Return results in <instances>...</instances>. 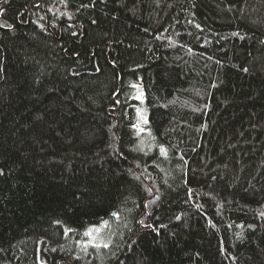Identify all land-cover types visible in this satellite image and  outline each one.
Wrapping results in <instances>:
<instances>
[{
    "label": "trees",
    "instance_id": "trees-1",
    "mask_svg": "<svg viewBox=\"0 0 264 264\" xmlns=\"http://www.w3.org/2000/svg\"><path fill=\"white\" fill-rule=\"evenodd\" d=\"M0 9V264H264V0Z\"/></svg>",
    "mask_w": 264,
    "mask_h": 264
},
{
    "label": "snow or ice",
    "instance_id": "snow-or-ice-1",
    "mask_svg": "<svg viewBox=\"0 0 264 264\" xmlns=\"http://www.w3.org/2000/svg\"><path fill=\"white\" fill-rule=\"evenodd\" d=\"M8 0H4V3H7ZM3 10L0 9V12H2ZM8 27V28H12L11 24L8 25H3L0 24V27ZM43 27V26H41ZM73 35H75V33H73ZM233 35H236V33H233ZM244 71H248V69H244ZM132 88H138V85L136 84H132L131 85ZM143 93H139L133 97H131L132 99H136L139 100L141 103H143V99H142ZM116 103H119V100L117 99ZM137 111V123L133 124L132 127L135 128L137 130V133L139 134L140 132H143L144 129L140 126L141 123L143 124H147V118L146 116L142 113V110L140 108L136 109ZM160 153L161 155H166V151L163 147L160 148ZM3 173L0 172V175H2ZM151 203V202H150ZM145 207H147V205H145ZM113 215H116L117 218H119L118 213H113ZM176 219H180V217H177ZM56 223H60L59 221H57ZM139 223L143 226L146 227L148 229H153V225L151 224H144L143 219L139 221ZM108 227V221H101L100 226H96V225H92L90 227H88L84 233L83 236L87 237V241H77V244L80 245L85 251H87V248L89 246L99 249L101 247L107 249L109 247V244L111 243L110 238H108L107 240H105L102 229L103 228H107ZM161 227H164L163 225H161ZM73 229L71 228H65L64 229V235L67 236L70 232H72ZM53 251H55V249H53Z\"/></svg>",
    "mask_w": 264,
    "mask_h": 264
},
{
    "label": "rangeland",
    "instance_id": "rangeland-1",
    "mask_svg": "<svg viewBox=\"0 0 264 264\" xmlns=\"http://www.w3.org/2000/svg\"><path fill=\"white\" fill-rule=\"evenodd\" d=\"M63 12L64 13H66V12H68L67 11V9L65 10V8L63 9ZM143 93V90H142V87H141V85L139 84V86H138V88H136V92H135V95H137V94H139V93ZM138 102L135 104V106H136V109L137 108H140L141 110H142V113L146 116V118H147V111H146V109H145V107L142 105L143 103H141L139 100H137ZM137 119H138V117H137V111H136V119H135V123H137ZM134 123V124H135ZM144 130H145V128H146V124H143V123H141V125H140Z\"/></svg>",
    "mask_w": 264,
    "mask_h": 264
}]
</instances>
